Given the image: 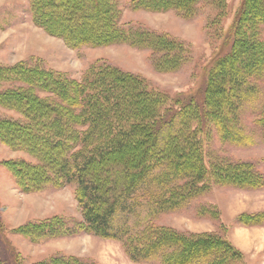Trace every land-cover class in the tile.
<instances>
[{
    "label": "trees",
    "instance_id": "16d2710c",
    "mask_svg": "<svg viewBox=\"0 0 264 264\" xmlns=\"http://www.w3.org/2000/svg\"><path fill=\"white\" fill-rule=\"evenodd\" d=\"M122 1L29 0V4L33 19L73 49L126 43L173 52L174 45L163 37L122 28ZM205 1L131 0V6L185 16ZM261 9L264 0H243L232 28L231 51L208 71L202 96L185 102L177 99L168 105L165 95L108 65L89 68L78 81L23 64L0 68V81L22 85L0 94L6 104L28 96L23 84L31 81L59 100L55 104L34 95L31 108L28 105L34 111L32 122L43 119L49 127L44 133L29 131L37 141L47 138L44 151L51 169L47 177L42 172L41 181L51 182L52 177L55 183H74L86 230L121 242L133 262L232 264L241 259L242 253L228 240L154 228L152 219L164 211L182 209L207 189L210 170L203 160L202 126L214 124L227 141L243 138L237 117L242 98L251 97L248 91H257L252 81L264 75V40L258 27L264 25ZM258 123L264 127V111ZM0 126L3 131L7 124ZM8 127L16 128L14 123ZM246 167L215 168L217 172L213 169L212 174L218 175L217 183L222 175L223 183L235 180L247 186L250 175ZM26 172H30L27 166L15 169L22 178L21 190L34 193L37 187L23 178ZM247 219L248 226H259L264 220ZM32 231L25 232L33 236ZM13 260L12 264H20L17 256ZM0 264H7L1 249Z\"/></svg>",
    "mask_w": 264,
    "mask_h": 264
},
{
    "label": "rangeland",
    "instance_id": "374dc122",
    "mask_svg": "<svg viewBox=\"0 0 264 264\" xmlns=\"http://www.w3.org/2000/svg\"><path fill=\"white\" fill-rule=\"evenodd\" d=\"M242 2L207 0L183 16L175 11L135 10L131 0H123L121 27L167 39L174 48L166 53L126 43L73 49L33 19L29 0H0V68L23 64L78 81L89 68L108 65L165 95L168 105L177 99L185 102L202 96L208 71L231 51L232 28ZM258 27L264 40V25ZM252 82L257 91H248L251 97L242 98L237 116L243 138L227 141L214 124L202 126L203 160L210 170L207 189L182 209L164 211L152 219L154 228L230 241L242 253L232 264H264V220L259 226L247 222L248 217L264 219V127L258 123L264 111V75ZM32 83L23 84L26 97H15L7 104L0 97V124H7L0 129V249L6 263L12 264L17 256L20 264H160L133 262L121 242L87 231L74 183H55L52 177L51 182L41 181L42 172L47 177L51 169L44 151L47 138L37 141L29 131L44 133L49 127L43 119L32 122L34 111L28 105L31 108L34 95L60 102ZM20 86L0 81V94ZM13 123L16 128L8 129ZM244 165L250 175L247 186L235 180L223 183L222 175L217 183L218 175L212 174L215 168ZM20 166L29 168L23 178L37 187L34 193L21 190L22 178L15 173ZM29 229L33 236L26 234Z\"/></svg>",
    "mask_w": 264,
    "mask_h": 264
}]
</instances>
